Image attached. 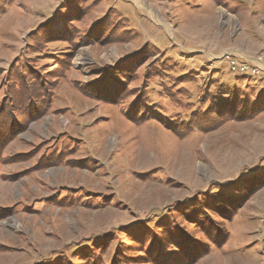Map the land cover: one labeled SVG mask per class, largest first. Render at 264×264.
<instances>
[{
	"label": "rangeland",
	"instance_id": "374dc122",
	"mask_svg": "<svg viewBox=\"0 0 264 264\" xmlns=\"http://www.w3.org/2000/svg\"><path fill=\"white\" fill-rule=\"evenodd\" d=\"M2 7L0 264H264V0Z\"/></svg>",
	"mask_w": 264,
	"mask_h": 264
},
{
	"label": "built area",
	"instance_id": "2783aa9c",
	"mask_svg": "<svg viewBox=\"0 0 264 264\" xmlns=\"http://www.w3.org/2000/svg\"><path fill=\"white\" fill-rule=\"evenodd\" d=\"M229 65L231 67V70L234 74H240L244 76H254L264 79V69H262L259 65L253 64L250 62V64L246 62H235L228 60ZM256 62L259 64H264L263 58H256Z\"/></svg>",
	"mask_w": 264,
	"mask_h": 264
},
{
	"label": "trees",
	"instance_id": "16d2710c",
	"mask_svg": "<svg viewBox=\"0 0 264 264\" xmlns=\"http://www.w3.org/2000/svg\"><path fill=\"white\" fill-rule=\"evenodd\" d=\"M10 1H11V0H10ZM3 3H4V2H3ZM4 11H5V10H4V8L2 7V8L0 9V15H1V13H4ZM58 31H61V32H59V34H60V33H62V32L64 31V29H63V30H58ZM54 33H55V34H54ZM56 34H58V32H57V30H54V31H53V35H56ZM70 34H71V32H70ZM70 34H69V35H66V36H69V39H71ZM59 36H61V35H59ZM61 37H62V36H61ZM64 37H65V35H64ZM64 37H63V38H64ZM80 45H81V44H80V41H79V42L76 44V46H80ZM69 54L72 55V54H74V53H69ZM182 72H183V73H182L179 77H184V76H186V70H182ZM113 75L115 76V74H113ZM246 77H247V76H242V78H246ZM41 96H42V100H45V99H47V97H48V95H44V94H43V95L41 94ZM41 96H39V98H41ZM53 96H54V95L51 94V96L49 97V98H50V100H49L50 102H49V105L46 106V108H45L46 110H45V111H48V110H49L50 104H52ZM30 104H31V103H30ZM138 106L140 107L139 109H141V110H145V111H147L149 108L151 109V107H152V106H149V104H148V100H145L144 103H140V104L138 103V104H137V107H138ZM30 107H31V105H29V108H30ZM29 108H28V109H29ZM45 111H43L42 113H38V115L34 116L33 118H34V119H37L40 115H43V114L45 113Z\"/></svg>",
	"mask_w": 264,
	"mask_h": 264
},
{
	"label": "crops",
	"instance_id": "0c3cea01",
	"mask_svg": "<svg viewBox=\"0 0 264 264\" xmlns=\"http://www.w3.org/2000/svg\"><path fill=\"white\" fill-rule=\"evenodd\" d=\"M262 37V36H261ZM253 41H257L256 40V38H257V36L255 37L254 35H252L251 37H250ZM260 39V38H259ZM260 42H262V43H264V39H263V37H262V39L260 40ZM262 46V45H261ZM263 47V46H262ZM259 48V51H263L264 50V47L263 48ZM229 53H232V54H234L235 55V57L236 56H238L239 58H247V59H249V60H251V61H253L255 58H256V56L254 55V54H252V53H249L248 51H243V50H241L240 48H233V49H231V50H229ZM224 54V53H223ZM245 56V57H244Z\"/></svg>",
	"mask_w": 264,
	"mask_h": 264
}]
</instances>
